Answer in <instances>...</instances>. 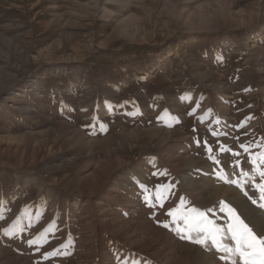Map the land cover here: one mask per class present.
Returning a JSON list of instances; mask_svg holds the SVG:
<instances>
[{
    "label": "rangeland",
    "instance_id": "obj_1",
    "mask_svg": "<svg viewBox=\"0 0 264 264\" xmlns=\"http://www.w3.org/2000/svg\"><path fill=\"white\" fill-rule=\"evenodd\" d=\"M262 157L264 0H0V264H228Z\"/></svg>",
    "mask_w": 264,
    "mask_h": 264
},
{
    "label": "snow or ice",
    "instance_id": "obj_2",
    "mask_svg": "<svg viewBox=\"0 0 264 264\" xmlns=\"http://www.w3.org/2000/svg\"><path fill=\"white\" fill-rule=\"evenodd\" d=\"M241 147L245 146L241 145ZM235 155H239V153H235ZM262 159H264V157H262ZM261 176H264V172H261ZM260 191V198L264 199V185L261 186ZM253 203H255V201H253ZM161 207H163V205H161ZM261 207H264V205H261ZM168 215L175 216V213L170 211ZM229 216L231 222L227 225V231L230 233V240L234 242L231 245L222 243L224 239L223 230L211 221H207L203 213H199L196 218L201 221L200 223L194 224L192 219H186V230L188 232L196 231L198 234H203L200 239L193 241L195 243L205 244L208 240H211L218 251L227 253V255L221 256V259L227 261L228 264H237V258L240 264H264V237H258L252 229L240 219L235 213V210L229 209ZM164 227H168V225L165 224ZM187 238L190 240L192 239L190 235Z\"/></svg>",
    "mask_w": 264,
    "mask_h": 264
}]
</instances>
